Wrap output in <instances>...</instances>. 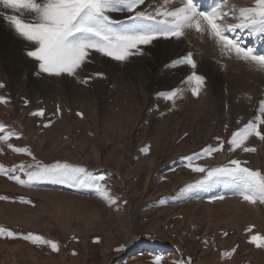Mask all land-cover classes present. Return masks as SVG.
Wrapping results in <instances>:
<instances>
[{
    "label": "rangeland",
    "instance_id": "obj_1",
    "mask_svg": "<svg viewBox=\"0 0 264 264\" xmlns=\"http://www.w3.org/2000/svg\"><path fill=\"white\" fill-rule=\"evenodd\" d=\"M211 2L204 0L206 5ZM228 3L253 6V0ZM3 22L0 82L7 87L0 89V95L9 97L10 103L0 104V123L8 126L5 131L20 133L8 143L32 155L15 153L0 143V164L7 168L37 162L83 166L105 177L102 184L115 203L105 202L94 189L51 182L28 187L0 175V196L9 198L0 200V228L31 232L60 245L53 252L43 243L0 235V264H172L178 259L192 264H264V249L249 243L251 235H264V205L242 201L226 184L180 194V189L202 177L186 167L184 158L229 139L264 100L263 88L259 95L246 89L251 65L228 59L220 50L210 56L195 44L198 39L190 36L196 33L193 30L182 41L160 40L146 46L143 55L126 64L97 55L81 76L102 72L104 78H94L85 86L68 77L35 75L36 67L32 69L24 56L27 43L12 30L5 32ZM262 40L258 38L256 45ZM162 41L166 47L172 43V50L164 49ZM188 52L193 53L196 72L206 78L207 88L198 96L186 90L175 104L159 99L157 93L187 89L181 82L191 68L165 65ZM39 109L44 110L43 116L30 115ZM146 146L147 151H142ZM248 146L256 152H228L226 146L203 159L193 156V161L215 167L239 159L248 161L249 168L264 170V142L253 137ZM20 197L31 203H22ZM233 248L236 251L231 253ZM222 252L231 254L222 258ZM254 252L261 255L253 257ZM157 257L162 259L158 262Z\"/></svg>",
    "mask_w": 264,
    "mask_h": 264
},
{
    "label": "snow or ice",
    "instance_id": "obj_2",
    "mask_svg": "<svg viewBox=\"0 0 264 264\" xmlns=\"http://www.w3.org/2000/svg\"><path fill=\"white\" fill-rule=\"evenodd\" d=\"M115 14H122L123 18ZM0 18L18 38L27 43L25 55L36 63L35 75L59 79L68 77L85 86L94 78H104L102 72L81 76L97 55L126 64L130 58L143 55L146 46L160 40L182 41L193 30L212 40L228 59L244 62L264 72V52L257 51L249 43L257 38L264 39V0H253V6L250 7L229 5L228 0H212L207 5L203 0H179L178 6L177 0H0ZM180 66H189L192 70L181 82L187 85V89L174 88L157 93L159 99L175 104L183 98L186 90L198 96L205 87L206 78L196 72L197 63L193 53L188 52L165 65L166 68ZM6 87L5 83L0 82V89ZM8 103L10 98L0 95V104ZM23 103L27 105L29 101L24 99ZM57 111H60L59 106ZM255 111L256 114L233 131L229 139L209 145L201 150L202 154L194 153L193 156L203 159L223 151L226 146L228 152H256V148L249 147L248 142L253 137L264 142V100L258 102ZM30 115L43 116L44 110L39 109ZM6 127L0 123V133H3L0 143L6 144L15 153L32 155L28 149L8 143L13 136L19 138L20 133L5 131ZM142 151H147V146ZM193 156L184 158L188 162L186 167L202 174V177L195 184L180 189L181 195H187L195 188L226 184L234 187V195L242 201L250 205H264V170L249 168L246 166L248 161L239 159H229L227 163L215 167L197 165L194 164ZM17 172L27 179H22ZM0 175L28 187L51 182L72 188L94 189L105 202L115 203L102 184L105 177L94 175L80 165L60 162L41 165L37 162L34 165L21 164L7 168L0 164ZM7 199L6 196H0V200ZM20 201L31 203L23 197H20ZM247 231L251 233V227ZM0 235L10 239L20 238L33 244L43 243L53 252L60 249L57 242L45 240L31 232L17 233L0 228ZM223 235L228 234L225 232ZM249 243L264 248V235H251ZM235 251L236 248L231 249V253ZM231 253L222 252L221 257L228 258ZM156 259L159 262L162 258ZM172 264H192V261L178 259Z\"/></svg>",
    "mask_w": 264,
    "mask_h": 264
},
{
    "label": "bare ground",
    "instance_id": "obj_3",
    "mask_svg": "<svg viewBox=\"0 0 264 264\" xmlns=\"http://www.w3.org/2000/svg\"><path fill=\"white\" fill-rule=\"evenodd\" d=\"M151 2V1H150ZM203 2H204V0H203ZM207 2H209V1H207ZM212 3V2H211ZM210 4V3H209ZM249 4V3H248ZM248 4H246V5H248ZM178 5V4H177ZM240 7V6H239ZM0 22H2V20L0 19ZM3 25V27H4V30H5V32L7 31L6 29H10L8 26H7V24L5 23V22H3L2 23ZM1 28V27H0ZM3 29V28H2ZM11 30V29H10ZM9 30V31H10ZM9 33V32H8ZM14 35H15V33L14 32H12ZM12 33H10L11 35H13ZM8 36H9V34H7ZM10 35V36H11ZM16 36V35H15ZM190 36H192L193 38H195V39H198L197 40V42L195 43V44H200L202 47V49H204V50H207V53H210V56H212V54L213 53H216L217 52V50H219L218 48H217V46L215 45V43L212 41V40H209L208 38H207V36H205V35H198L197 33H193V35H190ZM191 37V38H192ZM12 38V37H11ZM188 40V39H187ZM10 41V40H9ZM165 41V40H164ZM254 41V42H253ZM191 42V41H190ZM258 42V38L257 39H255V40H252V41H250L249 43H254L255 44V48L257 49V51H260L261 50V52H263L262 50H264V39L261 41V42H259V45H256V43ZM12 43V42H11ZM165 42H163L162 41V46H163V48L164 49H167L168 48V50H169V48H170V50H172V47H173V44L172 43H167L168 44V46L169 47H166V45L164 44ZM187 43V42H186ZM208 44V46L207 47H204V45H207ZM10 46V45H9ZM19 46V45H18ZM28 45H25V49H26V47H27ZM12 47L14 48L15 46L14 45H12ZM11 48V47H10ZM6 49V48H5ZM15 49V48H14ZM12 50V49H11ZM17 50V49H16ZM22 51V50H21ZM4 52H6V51H4ZM8 52H9V50H8ZM13 52V51H12ZM18 52H19V50H18ZM14 53V52H13ZM22 53V52H21ZM179 53V52H178ZM203 53H204V51H203ZM17 54H19V53H17ZM24 54V53H23ZM215 55V54H214ZM218 54L216 53V55L215 56H217ZM221 55V54H220ZM24 56H26V55H24ZM224 56V55H223ZM19 57V56H18ZM207 57V56H206ZM219 57V56H218ZM4 58V57H3ZM27 58V57H26ZM177 58V57H176ZM217 58V57H216ZM221 58H222V56H221ZM225 58V57H224ZM171 59V58H170ZM202 59V58H201ZM219 59V58H218ZM23 60V59H22ZM28 60H29V63H30V65H31V67H32V69H34L35 67H36V64L34 63H32L31 61H33V60H31V59H29L28 58ZM220 60V59H219ZM224 60L225 59H223V62H224ZM8 61V60H7ZM205 61V60H204ZM218 61V60H217ZM216 61V62H217ZM230 61V60H229ZM15 62V61H14ZM34 62V61H33ZM140 62V61H139ZM201 62V61H200ZM221 62V61H220ZM222 62V64H224ZM218 63V62H217ZM6 64H8V62L6 63ZM219 64V63H218ZM226 64V63H225ZM224 64V65H225ZM229 64V63H228ZM234 64H235V62H234ZM1 65V64H0ZM9 65V64H8ZM25 65H26V62H25ZM224 65H223V68H224ZM231 65V64H230ZM235 65H237V64H235ZM7 66V65H6ZM226 66V65H225ZM10 67V66H9ZM16 67V66H15ZM28 67V66H27ZM237 67V66H236ZM253 67V73H248V75H249V78L248 79H250L249 80V84L247 85V87H246V89L248 88V90H246V91H248V92H250V94L252 93V94H257V95H259V93L261 94V93H263V92H261L260 90L263 88V90H264V77H262V74H261V72L260 71H258L254 66H252ZM221 69H222V66L220 67ZM230 68H232L231 66H230ZM239 68V67H238ZM237 68V69H238ZM27 69V68H26ZM228 69V68H227ZM226 69V70H227ZM30 70V69H29ZM225 70V69H224ZM244 70V69H243ZM23 71H25L24 69H23ZM23 71H22V74H23ZM31 71V70H30ZM21 72V71H20ZM231 72H233V71H231ZM11 73V72H10ZM227 73V72H226ZM241 73V72H240ZM243 73V72H242ZM257 73V74H256ZM264 73V72H263ZM231 74V73H230ZM244 74V73H243ZM247 74V73H246ZM13 75V74H12ZM232 75H233V73L231 74V77H232ZM258 75V76H257ZM15 75H13V77H14ZM23 76H25V74L23 75ZM207 76V75H206ZM234 76V75H233ZM235 77V76H234ZM239 77V76H238ZM238 77H236L237 79H238ZM1 78V77H0ZM241 78V77H240ZM244 78V77H243ZM234 79V78H233ZM237 79H234V80H236L237 81ZM246 79H247V77H246ZM244 80H245V78H244ZM231 81V80H230ZM235 81V82H236ZM248 81V80H247ZM246 81V82H247ZM254 81H256V82H258V83H254ZM232 82H234V81H232ZM231 82V83H232ZM239 82H240V79H239ZM242 83H244V82H242ZM241 83V84H242ZM239 84V83H238ZM241 84H239L240 85V87H242L243 88V86H241ZM243 85V84H242ZM206 86V85H205ZM238 86V85H237ZM245 86V85H244ZM235 86H233L232 88H234ZM239 87V86H238ZM237 87V88H238ZM205 88H207V86L205 87ZM209 88V87H208ZM245 89V88H244ZM243 89V90H244ZM227 90V89H226ZM228 91V90H227ZM237 91V90H236ZM239 91V90H238ZM206 92H209V90L207 91L206 90ZM240 92H241V90H240ZM247 92V93H248ZM237 93V92H236ZM225 94H226V92H225ZM233 94V93H232ZM235 94V93H234ZM238 94H239V92H238ZM243 94V93H242ZM244 94H246V93H244ZM229 95V94H228ZM233 96V95H232ZM245 96V95H244ZM234 97V96H233ZM196 106V105H195ZM207 209V208H206ZM244 242V241H243ZM247 244H248V242H247ZM252 245V244H251ZM253 247V246H252ZM241 248V247H240ZM242 249V248H241ZM240 249V250H241ZM264 249V248H263ZM253 250V249H252ZM253 255V257H257L258 255H261V252L260 253H255L254 252V254H252ZM255 260V259H254ZM232 261H234V260H232ZM235 262V261H234ZM231 263V262H230ZM238 264V263H237ZM254 264V263H253ZM257 264V263H256Z\"/></svg>",
    "mask_w": 264,
    "mask_h": 264
}]
</instances>
